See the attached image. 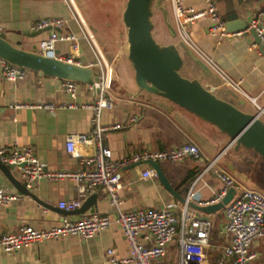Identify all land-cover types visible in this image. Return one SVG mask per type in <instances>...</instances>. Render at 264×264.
Masks as SVG:
<instances>
[{
  "label": "crops",
  "instance_id": "obj_1",
  "mask_svg": "<svg viewBox=\"0 0 264 264\" xmlns=\"http://www.w3.org/2000/svg\"><path fill=\"white\" fill-rule=\"evenodd\" d=\"M213 2L220 18L229 12H236L239 20L249 23L254 16L264 12V0H243L244 8L238 6L236 0ZM168 5L171 19L167 26L163 25L166 29L163 31L168 33V37L172 34L177 37L169 1ZM185 5L196 10L205 8L203 0H187ZM46 18L65 20L66 25L60 33L73 35L78 39L77 53L70 52L68 42L56 44L60 58L64 60L71 54L83 67L93 63L92 49L83 39L80 24L74 19L65 0H0V34L11 44H20V49L24 51L37 48L39 42L47 37L46 31L34 33L30 30L36 21ZM210 25L209 20H200L189 27L196 45L208 58L209 64L193 55L180 41L176 45L169 43L168 46L174 48L181 57V67L195 74L197 82L215 97L247 114H259V111L264 110V55L260 46L255 43L252 35H212L209 33ZM86 26L89 27L87 24ZM88 29L95 34V29ZM254 44L257 45L256 48L252 47ZM106 46L103 42L104 50ZM102 55L107 60V53ZM124 55L121 52L113 61L112 89L110 87L109 92L114 98V109L103 111L100 117L101 124H123L122 128L107 133L102 142L112 152V159H119L133 151L164 150L191 144L198 148V158H188L177 164L158 163L177 195L184 199L192 182L198 178L193 188L196 193L195 202L212 200L221 190L222 184L213 170L206 173L203 171L216 161L214 171L221 170L237 183L264 196V160L256 153V160L250 155L243 157L237 143L228 147L230 138L214 125L173 104L159 93L142 90L136 83L132 64ZM92 70L98 72L97 68ZM62 81L26 70L24 80L11 84L2 79L0 74V148L30 146L47 170L80 168L77 160L66 156L65 138L67 135L84 134L90 130V112L59 109L51 113L45 110L14 108L21 104L69 102L70 98L61 91ZM228 81L237 88L229 86ZM78 88L79 93L75 99L77 103H91L96 99V93L89 90L88 84L79 83ZM133 115L137 120L128 123ZM259 119L264 124V114ZM92 149L90 146L86 151L91 153ZM227 155L231 158L225 160ZM236 158L245 161L242 170H238ZM147 168H150L149 164L141 163L121 170V189L118 195L119 208L123 212L160 209L172 201L179 202L161 186L157 178L141 179V172ZM10 173L26 187L19 168H12ZM190 174L195 179L188 182L187 177ZM0 186L6 192L17 196L15 202L0 207V235L14 232L23 226L47 230L58 226L64 218L75 221L93 214L113 217L117 212L110 205L104 189L80 194L76 184L70 180H38L30 189L26 187L31 193V196H27L14 188L0 172ZM91 196H94L92 202H88V207L81 211ZM71 200L81 203L78 210L65 212L58 208L60 202ZM222 212L223 210L211 216L203 215L211 219L214 232L217 231V235H212L206 249L208 264H215L220 259V248L224 239L219 236L218 230L225 222ZM144 243L150 245L148 241ZM109 249H113L117 257H124L128 253L127 241L121 229L115 225L88 240L69 236L31 244L10 255L0 250V264H109L106 254ZM250 249L256 254L254 263L264 264V238L254 240ZM174 252L173 243L169 248L170 255L163 260L170 261Z\"/></svg>",
  "mask_w": 264,
  "mask_h": 264
},
{
  "label": "built area",
  "instance_id": "obj_2",
  "mask_svg": "<svg viewBox=\"0 0 264 264\" xmlns=\"http://www.w3.org/2000/svg\"><path fill=\"white\" fill-rule=\"evenodd\" d=\"M168 1L173 14L176 35L182 46L209 64L208 58L196 45L189 32V27L200 20H209L211 22L209 33L227 35L223 22L217 14L215 3L213 0H203L205 8L196 10L185 5L187 0ZM65 2L74 19L80 24L83 39L86 40L93 52L94 61L87 67L97 68L99 77L92 84H88V88L96 93V99L91 103H77L75 99L79 93V83L63 80L61 91L70 98L69 102L21 104L14 108L45 110L51 113L59 109H81L90 112V130L84 134L67 135L65 138V154L69 159L77 160L80 168L77 170H47L46 165L36 157L30 146L0 148V162L11 166L24 165L20 169L21 178L29 189L38 180H70L76 184L80 194L99 188L104 189L110 205L114 206L117 212L113 217L93 214L82 216L75 221L64 218L58 226L47 230L23 226L14 232L0 235V250L6 255H10L31 244L69 236L88 240L115 225L121 229L127 241L128 253L124 257H117L113 249L107 250L109 264H208L206 249L210 244L212 221L209 217L197 214L189 207V204L193 203L201 207L216 204L225 197L230 189H233L235 193L222 212L225 222L220 225L218 234L224 239V244L220 248V259L215 264H256L254 263L256 254L250 248L254 240L264 238V196L256 190L237 183L227 173L221 170L214 171L216 161L203 171L206 173L213 170L216 178L222 184L221 190L209 202H195L196 193L193 192V188L197 184V178L192 182L183 203L172 201L160 209H137L129 212L120 210L118 192L121 189V170L149 161L182 163L188 158H198L199 150L194 145L183 144L164 150L133 151L119 159H112V152L105 148L102 142L107 133L122 128L123 124L100 123L102 112L114 109V98L109 92L111 87L110 66L101 54L73 0H65ZM65 25L66 21L60 18L36 21L30 30L34 33L44 31L48 33L47 37L39 42L37 52L47 59L61 60L67 64L83 67L70 56L71 54L64 60L57 55L56 44L58 42H68L70 43V52H78V39L73 35L60 33ZM247 31L254 32L264 55V12L257 14L249 21ZM240 34L242 33L233 36ZM257 45L254 44L252 47L256 48ZM0 74L2 79L16 84L24 80L26 70L0 58ZM228 84L237 88L232 82L228 81ZM252 102L255 104L254 100ZM262 114H264V110L259 111V117ZM136 120L137 117L133 115L128 123H133ZM90 146L93 147L91 153L86 151V148ZM140 177L142 180L156 179V173L150 167L141 172ZM16 200V195L6 192L0 186V207L8 206ZM80 205L78 200L63 201L58 204V208L65 212H74L80 208ZM147 241L150 242L148 246L144 243ZM173 243L175 252L171 254L172 259L166 262L163 259L170 255L169 248Z\"/></svg>",
  "mask_w": 264,
  "mask_h": 264
},
{
  "label": "water",
  "instance_id": "obj_3",
  "mask_svg": "<svg viewBox=\"0 0 264 264\" xmlns=\"http://www.w3.org/2000/svg\"><path fill=\"white\" fill-rule=\"evenodd\" d=\"M151 1L127 0L122 14V21L127 30L128 60L132 64L137 85L149 92L161 94L173 104L217 127L230 138L228 147L237 143L253 150L264 160V124L259 119V114H247L230 103L218 99L199 83L179 74L182 66L179 54L171 47L160 49L152 37L149 19ZM236 1L238 6L244 8L243 0ZM226 15L221 20L227 35L238 33L244 36L252 35L255 43L259 45L254 32L247 31L248 22L239 20L236 12H229ZM19 45L11 44L0 34V58L12 65L37 72L40 76L59 80L92 84L99 77V73L91 68L47 59L38 54L36 47L31 51H24ZM260 50L262 51L261 47ZM146 163L155 171L161 186L183 203L184 199L172 189L159 164L152 161ZM14 167L22 169L24 165L11 166L0 162V172L12 186L22 194L31 196L30 190L11 175L10 170ZM234 193V190L230 189L220 202L210 206L201 207L190 203L189 207L197 214L211 216L222 211ZM93 198L94 196L89 198L90 201L82 206L81 211L88 207V202H92Z\"/></svg>",
  "mask_w": 264,
  "mask_h": 264
},
{
  "label": "rangeland",
  "instance_id": "obj_4",
  "mask_svg": "<svg viewBox=\"0 0 264 264\" xmlns=\"http://www.w3.org/2000/svg\"><path fill=\"white\" fill-rule=\"evenodd\" d=\"M73 3L83 21H85L90 28L95 29V34H93L92 31L90 32L93 38H95L94 40L100 49L101 54L107 53L106 61L110 66V78H112V67L114 66L113 61L115 58H117L121 52L128 58V44L126 39L127 30L122 21V14L126 6V0H73ZM149 19L152 28V37L160 49L169 47V43H171V45L179 43L178 37H174L173 34L168 37V33L163 31L166 30L163 25L167 26L171 19L168 0H152L150 4ZM103 42L107 45L105 50L102 48ZM185 62L186 61H184V63ZM179 74L184 78L187 77L186 79L188 80L192 79L191 81H198L196 80L195 74L189 73L185 67L180 68ZM202 87L205 89L204 86ZM237 145L239 146V151L243 157H249L250 155L256 160V155L253 150L241 147L239 144ZM227 158L230 159L231 157L227 155L224 159L226 160ZM235 160V164L239 166L238 170H242L245 161L238 158ZM234 166L235 165L233 164V167Z\"/></svg>",
  "mask_w": 264,
  "mask_h": 264
},
{
  "label": "trees",
  "instance_id": "obj_5",
  "mask_svg": "<svg viewBox=\"0 0 264 264\" xmlns=\"http://www.w3.org/2000/svg\"><path fill=\"white\" fill-rule=\"evenodd\" d=\"M187 178H188L187 181L188 182H191V181H193L195 179V176L193 174H190ZM213 234H214V236L217 235V231L214 232L213 223H212V233H211V237H212Z\"/></svg>",
  "mask_w": 264,
  "mask_h": 264
}]
</instances>
